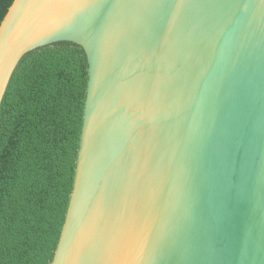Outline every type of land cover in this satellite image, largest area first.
I'll use <instances>...</instances> for the list:
<instances>
[{
    "label": "water",
    "instance_id": "1",
    "mask_svg": "<svg viewBox=\"0 0 264 264\" xmlns=\"http://www.w3.org/2000/svg\"><path fill=\"white\" fill-rule=\"evenodd\" d=\"M61 41L89 81L52 264H264V0H14L0 108Z\"/></svg>",
    "mask_w": 264,
    "mask_h": 264
},
{
    "label": "trees",
    "instance_id": "2",
    "mask_svg": "<svg viewBox=\"0 0 264 264\" xmlns=\"http://www.w3.org/2000/svg\"><path fill=\"white\" fill-rule=\"evenodd\" d=\"M14 0H0V25ZM89 63L61 41L26 53L0 108V264H52L74 186Z\"/></svg>",
    "mask_w": 264,
    "mask_h": 264
}]
</instances>
